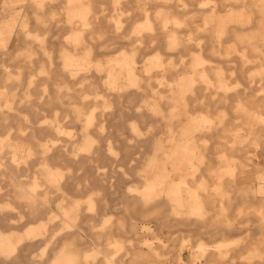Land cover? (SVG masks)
<instances>
[{
  "label": "bare ground",
  "instance_id": "obj_1",
  "mask_svg": "<svg viewBox=\"0 0 264 264\" xmlns=\"http://www.w3.org/2000/svg\"><path fill=\"white\" fill-rule=\"evenodd\" d=\"M8 61L0 264H264V0H0Z\"/></svg>",
  "mask_w": 264,
  "mask_h": 264
},
{
  "label": "rangeland",
  "instance_id": "obj_2",
  "mask_svg": "<svg viewBox=\"0 0 264 264\" xmlns=\"http://www.w3.org/2000/svg\"><path fill=\"white\" fill-rule=\"evenodd\" d=\"M185 12H189L191 11V9H185L184 10ZM183 11V12H184ZM28 19H26V23L28 24ZM22 32V30H20ZM24 32L23 33H27L28 31V28H25L23 30ZM57 31L53 30L51 31V33L48 35V43L47 45L49 46H53L54 49H57L58 48V44H59V38H58V34H61V33H56ZM19 37H15L11 40L10 44H8L7 46V51L11 52L13 49L16 48V46L18 45L19 43ZM116 47L119 48L118 51H119V56L120 57H123V53L124 51L127 49V44L126 43H123L120 44V45H115V48H114V51L112 53L109 54V57H116L117 54H115L114 52L116 51ZM154 52V50H151L148 52V55L146 58H150L152 53ZM139 61H141V59H139ZM146 64H150L149 61H145ZM138 66H142V63L138 64ZM15 67L16 66H13L10 64V62H0V73L3 74V75H13V71L15 70ZM90 74V73H89ZM101 80H104L107 78V74L105 72H101L97 75ZM23 82H25V79L23 80ZM9 100L10 103H14V100L12 97L10 96H2L1 97V100L2 101H6V100ZM5 110H8L10 112V106L8 105H3L2 102L0 101V112H3ZM127 120H133V121H136L137 118H136V115L134 114H131V113H128V117H127ZM129 122H125V125L128 126ZM111 125H114V123H110L108 126H111ZM126 135L127 137H129L130 142H136L138 140V138L129 131V129H126ZM145 132V131H144ZM77 137V133L75 130H73V133H72V138H76ZM135 139L134 141L132 139ZM119 157H122V155L119 153ZM260 160L261 162L264 163V153L263 155L260 157ZM117 166V167H116ZM113 167L115 168L116 167V170L119 171L120 175L123 176V178L125 179V182L123 184H121L120 186V194L122 195L125 191V187L127 185L129 186H132V187H138L139 186V181L140 179H142V176H143V173L142 171H138V173L136 174H133L132 176L130 175H124L126 170L128 169V165H126L125 163L119 161L118 164H114ZM108 169V167H107ZM131 173V172H130ZM121 196L118 197V201L120 200ZM116 203V202H114ZM54 211L57 212V214L60 215V212H59V208L57 206V202L54 204ZM117 210L115 209H112L111 212L115 213ZM9 214H12L14 217H17L19 215V211L18 210H8ZM153 226V224H152ZM238 229L239 230H245V229H255L257 227V224L254 220H251L249 222H245V223H242L240 225H237ZM174 236H177V234H175Z\"/></svg>",
  "mask_w": 264,
  "mask_h": 264
},
{
  "label": "crops",
  "instance_id": "obj_3",
  "mask_svg": "<svg viewBox=\"0 0 264 264\" xmlns=\"http://www.w3.org/2000/svg\"><path fill=\"white\" fill-rule=\"evenodd\" d=\"M6 12L9 13L8 11H6ZM2 30H3L4 32H6L8 29L4 27ZM10 42H11V41L9 40V44H10Z\"/></svg>",
  "mask_w": 264,
  "mask_h": 264
}]
</instances>
